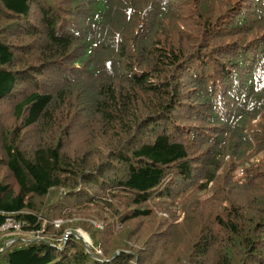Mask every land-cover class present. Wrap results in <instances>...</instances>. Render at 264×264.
<instances>
[{"label":"trees","instance_id":"16d2710c","mask_svg":"<svg viewBox=\"0 0 264 264\" xmlns=\"http://www.w3.org/2000/svg\"><path fill=\"white\" fill-rule=\"evenodd\" d=\"M55 2L0 0V264H264V0Z\"/></svg>","mask_w":264,"mask_h":264},{"label":"rangeland","instance_id":"374dc122","mask_svg":"<svg viewBox=\"0 0 264 264\" xmlns=\"http://www.w3.org/2000/svg\"><path fill=\"white\" fill-rule=\"evenodd\" d=\"M49 3L55 5L63 13V7H60V5L55 2V0H49ZM222 10L224 11V9H222ZM227 11L228 10L226 9V12ZM33 20H34V16H32L30 18V21H31L30 24L31 25L36 24L35 21H33ZM9 32H11V31H9ZM25 60H28L29 62H33V59L31 57H27ZM12 123H13V121H12V115H11V109H10V107H8L6 104H3L2 106L0 105V128L1 127L2 128H6V127L12 125ZM236 202H241V203H244L246 206H248L247 205V200H243V199L242 200H239L238 199ZM221 208H220V210H221ZM209 209L211 210V207ZM209 209L206 210V213H205V215H204V217L202 219L203 224H205V223L208 224L209 223V216H208ZM88 214L89 213H85V215H83V216H87ZM195 218L196 217L194 216L193 218L188 219V222H189V224H190V226L192 228H197L198 227V223L199 222ZM197 218H200L201 219V217H197ZM183 221H184L183 218H179L176 222H174V223H173V221L168 222L164 228H159L158 233H160V232H166V233H168V237L167 238H164V239H161L162 237L160 235V239L161 240L158 243H152V244H154V246L156 248L157 247H160L161 244H164V247L165 248H168V247L170 248V247L173 246L174 247L173 250L175 252H182L183 253L184 250L186 248H188V246L192 242V240L185 239L184 236L182 235L183 234V225H184V222ZM60 222L61 221L56 220V221L53 222V224H55V226L58 227L59 224H61ZM93 224L94 225L97 224L96 226L100 227L97 222H93ZM157 225H158V221L156 219H154L153 226H157ZM73 233L74 234L81 235L83 237V239L86 242H88L89 245L92 244L90 237L88 236V234L83 229H80L79 228V229H76L75 232L74 231L73 232H68V236H69V234H73ZM14 234H11V235H14ZM178 235H179L180 239L182 241H184V242H181L180 243V240L178 238ZM171 236H175L177 239L174 241L173 237L171 238ZM164 240H166V241L164 242ZM182 245H185L186 247L185 248H179V246H182Z\"/></svg>","mask_w":264,"mask_h":264},{"label":"built area","instance_id":"2783aa9c","mask_svg":"<svg viewBox=\"0 0 264 264\" xmlns=\"http://www.w3.org/2000/svg\"><path fill=\"white\" fill-rule=\"evenodd\" d=\"M21 228V224L14 223L11 220H8L4 226L0 228V233L4 234H16Z\"/></svg>","mask_w":264,"mask_h":264},{"label":"water","instance_id":"95a60500","mask_svg":"<svg viewBox=\"0 0 264 264\" xmlns=\"http://www.w3.org/2000/svg\"><path fill=\"white\" fill-rule=\"evenodd\" d=\"M78 237H79L81 240L85 241L81 235H78ZM85 242H86V241H85ZM86 243H88V242H86Z\"/></svg>","mask_w":264,"mask_h":264}]
</instances>
